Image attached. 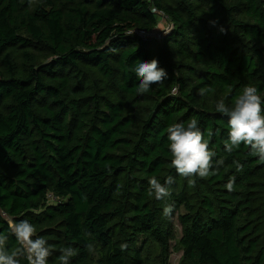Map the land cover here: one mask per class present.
<instances>
[{"label": "trees", "instance_id": "trees-1", "mask_svg": "<svg viewBox=\"0 0 264 264\" xmlns=\"http://www.w3.org/2000/svg\"><path fill=\"white\" fill-rule=\"evenodd\" d=\"M153 7L172 28L161 40L131 33L160 27ZM153 58L168 77L138 94L131 69ZM245 85L264 100V0H0V233L9 254L20 245L7 220L27 219L53 246L48 264H61L69 246L70 264H168L177 215L183 260L264 264V164L243 144L225 151L229 118L215 109L221 99L233 106ZM191 118L224 160L194 186L171 166L166 133ZM169 175V197L147 194L150 177Z\"/></svg>", "mask_w": 264, "mask_h": 264}, {"label": "clouds", "instance_id": "clouds-1", "mask_svg": "<svg viewBox=\"0 0 264 264\" xmlns=\"http://www.w3.org/2000/svg\"><path fill=\"white\" fill-rule=\"evenodd\" d=\"M212 23H215L213 21ZM223 29H221L222 31ZM167 33V31H165ZM139 83L136 88L138 94L149 91L152 85L162 83L168 77L167 71L160 67L159 61L153 58L150 61H139L132 69ZM211 89L208 87L198 89V95L204 96ZM258 89L252 85H245L242 92L234 98L233 106H226L223 99L219 100L215 109L228 116V137L224 141L225 151L232 153L241 144L249 149L248 155L257 157L258 164H264V108ZM168 149L171 154V166L177 174L188 180L189 186L195 185L193 177L207 178L219 173L224 164L223 159L214 160L216 152L209 147L196 118L188 122L170 124L167 129ZM236 170L243 171V164L234 161ZM174 183V177L169 175L164 183L156 176L148 180L147 194L162 200L171 195L169 186ZM235 177H230L224 187L234 190ZM174 206L169 204L163 208V215L172 218ZM9 233L16 237L20 248L17 252L9 254L6 244L8 236L0 233V264H20L18 257L26 258L28 264H48V258L53 253V246L49 245L44 237L36 236V228L27 219L15 221L7 220ZM35 237V238H34ZM127 243L120 245L121 251L126 250ZM92 250V245H88ZM59 260L61 264H70V258L76 255L72 247L61 248Z\"/></svg>", "mask_w": 264, "mask_h": 264}, {"label": "built area", "instance_id": "built-area-1", "mask_svg": "<svg viewBox=\"0 0 264 264\" xmlns=\"http://www.w3.org/2000/svg\"><path fill=\"white\" fill-rule=\"evenodd\" d=\"M152 11L154 13H156L160 19L159 21V25L162 24V27H156V28H152V29H134L131 30V33H136L139 37L143 38V39H150V38H154V39H158L161 40L164 35L166 34L165 31H169L172 28V23L169 20L168 15H166L162 10H158L157 8L153 7ZM176 89H173V92H175ZM48 200H54V197L51 193L48 194Z\"/></svg>", "mask_w": 264, "mask_h": 264}, {"label": "rangeland", "instance_id": "rangeland-1", "mask_svg": "<svg viewBox=\"0 0 264 264\" xmlns=\"http://www.w3.org/2000/svg\"><path fill=\"white\" fill-rule=\"evenodd\" d=\"M162 24L163 23H161V25L159 26L162 27ZM172 222H173V228L176 234V238L169 242L167 262L168 264H191L190 262L183 260V252L178 244V240L181 236L182 230H181V225L177 219V215L173 216ZM151 250L154 253H156L158 251V248L155 245H153V247H151Z\"/></svg>", "mask_w": 264, "mask_h": 264}]
</instances>
